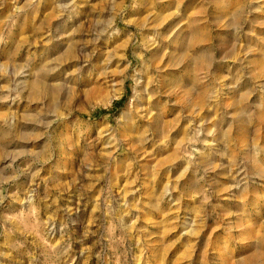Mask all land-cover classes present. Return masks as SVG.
I'll use <instances>...</instances> for the list:
<instances>
[{
    "label": "rangeland",
    "instance_id": "374dc122",
    "mask_svg": "<svg viewBox=\"0 0 264 264\" xmlns=\"http://www.w3.org/2000/svg\"><path fill=\"white\" fill-rule=\"evenodd\" d=\"M0 264H264V0H0Z\"/></svg>",
    "mask_w": 264,
    "mask_h": 264
}]
</instances>
